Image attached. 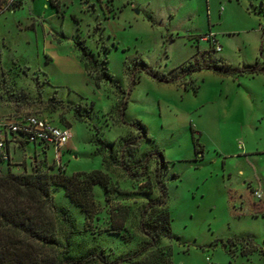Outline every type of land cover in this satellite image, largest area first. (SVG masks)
<instances>
[{
  "label": "rangeland",
  "instance_id": "1",
  "mask_svg": "<svg viewBox=\"0 0 264 264\" xmlns=\"http://www.w3.org/2000/svg\"><path fill=\"white\" fill-rule=\"evenodd\" d=\"M23 1L0 14V119L37 115L62 127L71 123L59 166L68 175L106 171L96 135L119 142L137 135L131 124L141 122L152 140L142 143L139 156L163 150L167 161L163 180L174 238L166 244L173 264H264V213H253L254 204L264 207V155H244L264 149V74L235 78L197 70L223 61L232 69L264 65V0H61L59 10L48 0ZM206 34L216 36L220 51L199 39ZM78 41L111 79L86 72ZM148 68L176 83L154 79ZM121 101L127 104L119 114ZM75 107L85 120L75 119ZM192 129L203 161L201 154L196 160ZM10 152L14 174L31 173L35 161L47 171L58 166L54 150L39 143L12 144ZM110 174L120 192L113 202L132 211V241L105 231L109 205L102 188L94 192L102 212L86 225L59 187L55 202L75 220L74 256L93 248L114 259L143 240L139 209L158 193L143 194L142 182L128 180L120 168ZM245 180L255 186L248 189ZM230 189L243 196L233 198ZM64 235L59 227L61 242ZM232 237H250L258 249L245 256L238 246L231 254L223 242Z\"/></svg>",
  "mask_w": 264,
  "mask_h": 264
},
{
  "label": "trees",
  "instance_id": "2",
  "mask_svg": "<svg viewBox=\"0 0 264 264\" xmlns=\"http://www.w3.org/2000/svg\"><path fill=\"white\" fill-rule=\"evenodd\" d=\"M5 2L6 0H0V5ZM23 3V0H18L12 7L9 6L11 8L8 7V10L19 9ZM49 3L58 10L61 7L58 1L49 0ZM77 46L81 51L80 61L89 75L94 73L98 81H101L102 77L112 78L109 69L100 67L99 59L94 57V53L88 49L84 41H78ZM202 69L235 78L264 74V65L258 62L235 69L225 61L214 62L206 67L199 66L197 70ZM145 70L158 81L176 83L174 78L165 76L158 78L151 69ZM1 74H4V71ZM197 89L195 86L194 91L197 92ZM118 90L121 91L119 88ZM57 102L64 105L62 101ZM126 104L127 102L121 101L119 114L124 112ZM73 109H76V120H85L86 117L78 112L77 107ZM131 126L137 130V135L121 138L119 142L106 143L97 135L94 138L96 153L102 155L106 171L93 170L68 175L65 168L59 167L60 165L55 168L56 170L50 167V171H47L35 161L32 162L31 173L14 174L9 168L12 158L8 146L7 159L0 152V264H173L172 247L166 244L167 240L174 237L168 206V188L163 180V174L167 169L165 154L163 150H157L139 156L142 143L152 140V137L141 122H133ZM63 127L70 128L71 123L64 122ZM194 133L192 129L196 160L201 154L199 160L203 161V146L195 138ZM25 143L30 142L20 140L19 147ZM47 148L44 146V149ZM152 161L155 162L154 168L150 166ZM5 164L8 166L6 171L3 169ZM115 168L123 170L128 180L142 182L139 188L143 194L151 195L155 191L158 193L156 198H147L139 209L137 229L143 240L134 250L114 259H109V255L103 249L93 248L74 256L72 239L76 234L75 220L71 219L68 208L56 204L53 191L61 187L69 203L80 209L86 225H90L102 212L94 193L97 186L102 188L107 194L105 201L109 205V227L105 231L119 236L124 243H129L132 241V235L129 233L127 223L132 211L127 205L113 202V195L120 193L116 181L110 174ZM228 192L233 198L237 196L236 191L232 189ZM253 213L256 215L264 213V207L254 204ZM59 227L65 230L64 242L58 239ZM223 246L231 254L236 250L234 247L241 246V253L245 256L258 249L250 237H232L223 242Z\"/></svg>",
  "mask_w": 264,
  "mask_h": 264
},
{
  "label": "built area",
  "instance_id": "3",
  "mask_svg": "<svg viewBox=\"0 0 264 264\" xmlns=\"http://www.w3.org/2000/svg\"><path fill=\"white\" fill-rule=\"evenodd\" d=\"M17 1L6 0L5 3L0 5V14L8 9L9 6L12 7ZM99 1L103 2L104 0ZM199 39L209 42L216 51L222 49L213 34H206ZM70 138L71 132L69 128L59 127L50 120L37 115H18L13 118L0 119V152L3 153L5 159H7L6 147L11 143H16L19 146V141L25 139L30 143L43 144V146L53 149L55 153L53 162L59 166L64 147ZM8 141L10 142L9 144L7 143ZM254 196L259 200L262 199L259 191H255Z\"/></svg>",
  "mask_w": 264,
  "mask_h": 264
},
{
  "label": "crops",
  "instance_id": "4",
  "mask_svg": "<svg viewBox=\"0 0 264 264\" xmlns=\"http://www.w3.org/2000/svg\"><path fill=\"white\" fill-rule=\"evenodd\" d=\"M49 2V1H48ZM250 93V92H249ZM251 94V93H250ZM252 95V94H251ZM12 144H15L16 145V143H11V144H9L8 145V148H9V152H10V147H11V145ZM18 146V145H17ZM256 154H263L264 155V149L262 150V151H259V150H255V149H253V150H246V154H244V155H256ZM10 156H11V158H12V155H11V152H10ZM229 176H231V175H229ZM245 183H246V186L248 187V189H249V187H251V186H255L254 184H253V181L252 180H245ZM232 190H234V191H236V194H237V196H239L240 198H241V196H243L242 194H241V192H239V191H237V190H235V189H232Z\"/></svg>",
  "mask_w": 264,
  "mask_h": 264
}]
</instances>
